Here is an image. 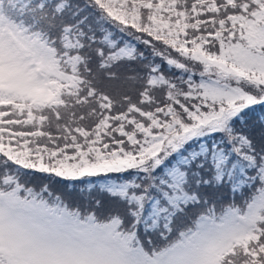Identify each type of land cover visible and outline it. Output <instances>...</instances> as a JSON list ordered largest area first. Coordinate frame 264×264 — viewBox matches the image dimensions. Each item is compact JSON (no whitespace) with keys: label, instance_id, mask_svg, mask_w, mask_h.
I'll list each match as a JSON object with an SVG mask.
<instances>
[{"label":"snow or ice","instance_id":"obj_1","mask_svg":"<svg viewBox=\"0 0 264 264\" xmlns=\"http://www.w3.org/2000/svg\"><path fill=\"white\" fill-rule=\"evenodd\" d=\"M257 108L264 0H0V264H264Z\"/></svg>","mask_w":264,"mask_h":264},{"label":"trees","instance_id":"obj_2","mask_svg":"<svg viewBox=\"0 0 264 264\" xmlns=\"http://www.w3.org/2000/svg\"><path fill=\"white\" fill-rule=\"evenodd\" d=\"M264 116V108H257L256 112L253 113V118H259L260 115ZM31 186V185H29ZM69 191H75L76 193L79 194V196H77L76 198H74L75 202L77 204H83V205H87L89 200L92 198L89 193L86 190V185H77L75 187V189H73V187L70 185L68 188ZM83 202V203H82Z\"/></svg>","mask_w":264,"mask_h":264},{"label":"rangeland","instance_id":"obj_3","mask_svg":"<svg viewBox=\"0 0 264 264\" xmlns=\"http://www.w3.org/2000/svg\"><path fill=\"white\" fill-rule=\"evenodd\" d=\"M263 115L261 114L260 117H262ZM256 119V118H255ZM68 192L72 193V197L70 199H73V198H76L77 196H79L78 193H76L74 190L73 191H69L67 190ZM83 203V202H82Z\"/></svg>","mask_w":264,"mask_h":264}]
</instances>
